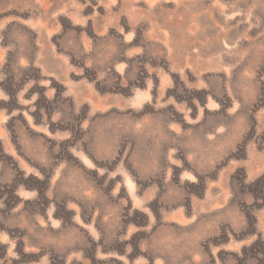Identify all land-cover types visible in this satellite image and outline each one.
<instances>
[{
    "label": "rangeland",
    "instance_id": "rangeland-1",
    "mask_svg": "<svg viewBox=\"0 0 264 264\" xmlns=\"http://www.w3.org/2000/svg\"><path fill=\"white\" fill-rule=\"evenodd\" d=\"M0 264H264V0H0Z\"/></svg>",
    "mask_w": 264,
    "mask_h": 264
}]
</instances>
